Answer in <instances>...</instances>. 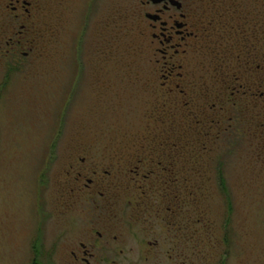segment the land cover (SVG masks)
Masks as SVG:
<instances>
[{"label":"flooded vegetation","instance_id":"af4514ba","mask_svg":"<svg viewBox=\"0 0 264 264\" xmlns=\"http://www.w3.org/2000/svg\"><path fill=\"white\" fill-rule=\"evenodd\" d=\"M45 1L0 0V90L12 72L46 57ZM236 2L138 0L135 53L149 69L139 64L134 71L136 118L130 113L142 128L128 140L118 135L116 149L97 133L70 150L56 177L60 213L74 216L64 264H187L196 216L189 203L197 201L190 191L226 190L234 114L264 111L263 6ZM72 84L70 76L58 100L72 103ZM101 84L96 98L104 113L108 93ZM36 181L45 187L47 177L39 171ZM34 229L29 263L49 264L51 252L41 249Z\"/></svg>","mask_w":264,"mask_h":264},{"label":"rangeland","instance_id":"374dc122","mask_svg":"<svg viewBox=\"0 0 264 264\" xmlns=\"http://www.w3.org/2000/svg\"><path fill=\"white\" fill-rule=\"evenodd\" d=\"M247 1L237 0L236 5L250 9ZM259 2L264 10V0ZM137 4L138 0L45 1L44 26L50 41L46 57L12 72L0 90V264H30L34 225L41 249L51 252L49 264H64L61 256L75 236L74 216L60 213L56 177L66 168L70 150L78 139L97 133L116 149L118 135L126 134L128 140L141 131L130 113L133 109L136 118L134 71L139 64L149 69L135 53L142 27L134 16ZM70 76L72 103L67 96L57 98L70 89ZM101 82L108 93L104 113L96 98ZM245 115L234 114L237 131L232 166L224 173L226 190L190 191L197 201L189 203L196 216L190 219L187 264H264V111ZM250 126L257 129L252 135ZM39 171L47 177L45 187L36 181Z\"/></svg>","mask_w":264,"mask_h":264},{"label":"trees","instance_id":"16d2710c","mask_svg":"<svg viewBox=\"0 0 264 264\" xmlns=\"http://www.w3.org/2000/svg\"><path fill=\"white\" fill-rule=\"evenodd\" d=\"M223 181V180H222ZM223 192V191H222Z\"/></svg>","mask_w":264,"mask_h":264}]
</instances>
